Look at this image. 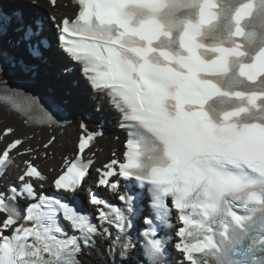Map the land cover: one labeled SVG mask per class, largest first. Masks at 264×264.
<instances>
[{
    "label": "snow or ice",
    "instance_id": "snow-or-ice-1",
    "mask_svg": "<svg viewBox=\"0 0 264 264\" xmlns=\"http://www.w3.org/2000/svg\"><path fill=\"white\" fill-rule=\"evenodd\" d=\"M0 21H15L13 37L22 42L35 34L33 22L54 27L62 50L122 114L123 159L113 153L96 169V183L113 194L121 177L147 188L152 211L139 213L148 225L143 235H155L154 219L171 227L175 209L182 264H264V0H78V12L60 17L0 6ZM29 55L40 56L39 45ZM0 99L29 123H56L35 98L22 104L6 89ZM80 128L72 157L46 171L39 161L55 136L41 151L34 137L2 130L8 142L0 141V169L13 154L27 159L19 186L0 191V264H81L83 245L97 237L111 241L110 250L119 245L122 255L131 247L128 230L143 191L120 194L122 205L92 193L81 203L96 206L98 223L73 206L93 164L84 154L94 134ZM34 182L55 191L38 193ZM61 213L73 234L58 224ZM162 252V242L151 239L141 254L160 264Z\"/></svg>",
    "mask_w": 264,
    "mask_h": 264
},
{
    "label": "bare ground",
    "instance_id": "bare-ground-1",
    "mask_svg": "<svg viewBox=\"0 0 264 264\" xmlns=\"http://www.w3.org/2000/svg\"><path fill=\"white\" fill-rule=\"evenodd\" d=\"M38 1L44 4L45 7H48V9L51 10L50 12H53V13H67L68 11L71 10V5H70L69 0H63V1H67V6H64L63 3H58V6L53 7V8L47 6V4L45 3V0H38ZM48 53L50 55H53L54 57H59L56 50L52 47L48 50ZM44 67L47 68L46 69L47 71L45 73H41V75L39 76V82L43 85H51V86L55 83L58 87V90L56 91V93L62 92V90L67 87V84L63 86L64 80H66L65 77L61 76L60 80L56 79L53 74L56 68H50L49 66L47 67V65H44ZM32 72L33 71L31 70L30 74ZM70 92L71 94L61 95V97L69 99V101L72 102V104L77 107L78 111L86 109L87 112L88 111L91 112L92 116L96 114V111L94 110L96 107V104L95 105L92 104V101L95 100V97L92 94L87 93V95L83 97L81 96L80 98L76 100L77 95H75V91L71 89ZM4 106L0 104V119L2 120V122L0 123V141H3V143H5V141L3 140V136L1 138L2 130L5 126H8V125L14 127L13 129H15L16 137H24V136L34 137L31 143L37 149H40V144L46 141V139L50 137L52 134L56 136L55 147L49 149V151L54 153L53 156L50 157L48 154L47 159L41 158L39 161L43 169L47 170L49 167H57L60 162L58 157L67 154L69 151H71L74 148V144H75L74 141L78 133V126L74 121H72L71 123H69L68 125L64 127H49L48 126V127H43V128L41 127L42 129L28 128L24 124V120L21 117L13 114L7 107H4ZM97 107H99L98 110H99V113H101L103 120H105L108 126H111V122H112L111 113L112 112L110 108L105 106L103 103L98 104ZM10 138H12V136H9L8 140ZM27 143L28 142L26 141V144ZM0 146H3V144H0ZM95 146L99 148L97 149V152H96V157H97L96 163L99 164L101 160L103 161L105 160L109 152V148L120 147V141H115L109 136L108 138H101L96 143ZM40 150L43 151L42 149ZM23 159H27V157L25 156L23 157ZM13 170H14V167H11L7 174L11 175L10 171H13ZM93 255H95V253ZM93 255L86 256L85 260L89 262L90 264H105L106 262L105 258H102L100 256L94 258ZM134 263H135L134 261H131L129 259L126 262H122L121 264H134ZM136 264L138 263L136 262Z\"/></svg>",
    "mask_w": 264,
    "mask_h": 264
}]
</instances>
